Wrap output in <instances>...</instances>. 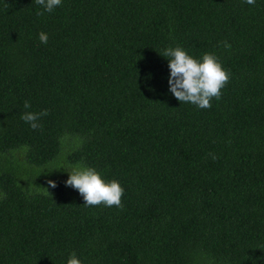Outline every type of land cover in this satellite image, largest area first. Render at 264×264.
<instances>
[{
  "label": "trees",
  "instance_id": "trees-1",
  "mask_svg": "<svg viewBox=\"0 0 264 264\" xmlns=\"http://www.w3.org/2000/svg\"><path fill=\"white\" fill-rule=\"evenodd\" d=\"M37 11L0 0V264H264V0ZM168 47L230 72L210 108L169 91ZM62 163L118 181L122 208L84 206Z\"/></svg>",
  "mask_w": 264,
  "mask_h": 264
},
{
  "label": "clouds",
  "instance_id": "clouds-1",
  "mask_svg": "<svg viewBox=\"0 0 264 264\" xmlns=\"http://www.w3.org/2000/svg\"><path fill=\"white\" fill-rule=\"evenodd\" d=\"M35 3L43 7L44 11H37L38 16L44 12L51 13L62 4V0H35ZM245 3L254 5L255 0H245ZM41 43L48 42V35L39 33ZM225 48L231 45L227 41L222 42ZM163 57L168 59L170 76L168 79L169 91L181 103H191L200 109L210 108L213 98L219 100L222 89L229 83L230 72L226 70L219 58L211 52H206L202 58L197 59L189 55L181 47H168L163 51ZM31 107L28 101L24 102V108ZM48 110L41 112L25 111L21 119L28 123L33 130L42 128L39 123L41 117L47 116ZM215 158V157H214ZM66 186H71L82 195L84 206H99L122 208V197L124 188L116 180L106 181L94 168L77 165L68 171ZM48 184L55 188L54 181L49 180ZM46 193L50 196L47 189ZM67 264H82L73 252Z\"/></svg>",
  "mask_w": 264,
  "mask_h": 264
},
{
  "label": "rangeland",
  "instance_id": "rangeland-1",
  "mask_svg": "<svg viewBox=\"0 0 264 264\" xmlns=\"http://www.w3.org/2000/svg\"><path fill=\"white\" fill-rule=\"evenodd\" d=\"M62 165L64 166V167H61L62 168L63 175L67 176L66 179H68V175H69L68 171H71L73 168L72 167H69V165L66 164V163H62ZM69 188H70L71 191L72 190L76 191V189H74L71 186H69Z\"/></svg>",
  "mask_w": 264,
  "mask_h": 264
}]
</instances>
